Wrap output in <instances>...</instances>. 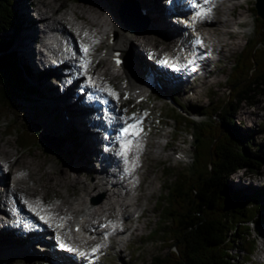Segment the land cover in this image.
<instances>
[{
    "label": "bare ground",
    "instance_id": "6f19581e",
    "mask_svg": "<svg viewBox=\"0 0 264 264\" xmlns=\"http://www.w3.org/2000/svg\"><path fill=\"white\" fill-rule=\"evenodd\" d=\"M57 1L58 0H19L18 2V13L22 17V22L19 24L20 29L18 35L15 39L13 38L12 44L16 47L15 52H17L18 64L21 66L22 73L24 72L25 76L27 75L26 78L28 76H33L35 75L34 73H39V68L47 61L48 55L44 52L47 46L44 40L47 28H56L60 26L61 30L71 37L72 41L75 43L74 48L78 49V51H80L81 48L78 46L77 37L80 36L86 39L87 41L84 45H90V50L86 54L84 53L81 67L88 65L87 67L90 68L89 73L92 78L89 83L97 87V90L102 89L103 91H110V89L113 88L114 90H121L132 94L128 101L122 100L121 98H112V100H110L114 118L118 123H122V125L128 124L127 122H130L136 117L140 119L139 116L141 115L139 114H134L131 117L130 114L127 115L125 113V105L127 102H131L134 96L141 98L146 89L154 87V83L158 82L156 78L162 81V87L159 88L157 86L155 88L161 94L165 93V95H167L169 91L173 92L172 86H174L175 90L177 88L179 92L188 87L191 89L193 88L195 90L194 97L197 96L199 91L206 89L210 85L209 78L200 80L196 86H188L192 81L195 84L197 80L194 76L201 71L208 70L209 66L208 52L209 48L213 45L209 43L210 40L207 38L206 32L201 29V23L208 20L209 23L214 25V34L211 41H216L217 45L218 35H216V33L219 31V28H217L216 25L220 27L221 24L226 25V23L232 20V16H228L226 19H224V17L215 19L209 17L208 9L206 8H211L212 12H214L213 8H217V4L221 5V0H212L211 3H205V0H194L198 3V10L207 12L206 16L200 17V21L195 23L193 20L183 17L185 14L179 9L177 3H175L174 6L168 7L166 0H119L120 11L118 13L111 11L110 16L112 15V17H106L107 9L109 7L110 9L116 7L111 0H105V3H107L106 6L103 7L97 6L96 1L91 0V3L79 4L77 7L66 8L65 10H62V6L65 4L59 6L55 5ZM247 3L248 1L243 4L240 3V6H244ZM228 6H226L228 9L237 8ZM222 9H224L223 11L226 10L224 7H222ZM235 9L234 12H232L233 16ZM60 12L62 13L60 14ZM175 16L179 18L174 19ZM247 18L248 15L242 16L239 23L238 21L233 22L231 27L232 32L239 34L240 32L235 28L237 25L242 27V25L246 23ZM39 19L43 22V29L40 26ZM69 25H72V27ZM74 27L78 30L75 35L72 33L75 30ZM195 30L201 34L203 40L202 44L198 45L196 48L193 46L191 39ZM105 31L108 33L106 40L114 37L113 42L111 45L107 44L103 48V53L99 55V58L91 59L93 44L99 46L101 43H105ZM129 31L132 32L130 36L127 34ZM146 31H148V33H143ZM85 33H87V35H85ZM91 36H95L99 38V40L94 43L89 39ZM153 37H159L160 40L154 39ZM135 38H137L142 45H145L147 51L145 57L143 53L141 55L138 53V50L132 47L130 42L134 41ZM165 41L169 43L168 47L171 48V53L161 57V61L157 64V57L160 56L159 54L164 50L162 49L164 48L162 47V43ZM39 44H41V48L38 47ZM151 44L155 46H153V48L149 47ZM227 46L230 47V44ZM168 47L166 46L165 49H168ZM221 48L222 45H218L215 49L217 50L216 52L223 53ZM118 50L123 51L122 56L125 59L122 64L123 73H115L112 70V52ZM153 51L156 52L153 53ZM171 56L175 58V62L178 61L180 63L178 68L170 69L168 65L163 64V59L165 57L170 58ZM185 56L191 57V59L188 61L183 60ZM83 60H85L86 63H83ZM136 63L141 66L143 65V70L138 71ZM64 64L67 66L68 70L71 69L69 64ZM104 67H106L105 70H103ZM47 70L48 72L46 73L48 74L41 78L40 81L37 77L35 79L32 77L29 78L33 84V88H37L38 90L39 98H41L40 102L44 104L42 107L43 111L46 110V108L51 109V113L48 112L41 116L39 122L45 127V130L54 134L53 140L57 142L56 144H59V149L62 148L64 143L59 136L62 137L66 135L67 137H72L73 135L68 134L73 127L75 129V138L72 137L74 140H72V143L69 144V148H67L69 153L73 154L72 158L80 168L79 172H84L85 167H88V172L96 170V174H94L89 182H86L88 186L79 193L78 199L74 200L72 206L68 203L69 201H66L64 204L62 199H59L55 203L51 202L50 206L53 215L58 217L52 224L56 226V233H58L57 238L61 237L66 239L65 242L69 244L75 242L79 245V250L77 251V255L75 252L63 251L57 247V241L55 242L56 246H53L52 241L55 238L48 240L47 236L43 234L31 233L27 236L21 235L18 229L9 224H5L2 217H0V224H4L3 227H0V255L3 256L0 258L3 259L1 264H9L8 262L14 260L13 258L22 253L32 254V256L37 255L34 250L36 243L45 245L39 247L48 251L47 254L49 256L46 258L49 261L51 260V264L84 263L86 258L82 250L92 245L96 246L95 253L100 255L101 252L104 251L108 241L112 240L116 235L122 237V233L128 230L130 234H134V232L143 228L141 227L143 225H141V219L146 213L145 203L139 205L134 214L129 208H131L132 205L134 206L137 200H139L138 198L142 196L144 192L143 180L147 181L145 185L149 188L155 185V181L150 180L147 175L148 172L151 171L147 169L143 170L144 160L146 161L144 153L146 149L145 145H148L147 141L143 138H137V142L133 143L132 140L135 138V135H133L132 132L135 130L129 125L130 134L124 138V147L121 149L122 154L120 155L118 153L120 149H117L118 152H109L108 154L102 153L100 132L93 128L103 123L101 118L94 117L96 108L82 102L80 95H78L76 99H73L77 93V89L74 86L60 91L58 87L63 83L64 79L69 77V71L60 66L52 69L50 65ZM111 74L115 75L114 77L116 78L121 76L124 80L125 87L118 89L113 86L109 77ZM141 75H143L142 78ZM53 79H56V81H52ZM137 81H140V84H137ZM144 85L149 86L146 87ZM185 86L188 87L185 88ZM136 89H141L140 93H136ZM185 98H190L186 91L183 92V99ZM246 113L247 111H245L243 115ZM38 114L39 112H35L33 115L36 116ZM53 115L57 116L56 123L52 122ZM139 121L141 122V120ZM126 144L127 148L125 147ZM170 145L171 141H168L167 145L164 146L168 147ZM162 149V145L158 144L156 153H161ZM94 151H96L98 158L94 157ZM12 154H14V151L10 150L7 152L5 148H0V212L2 213H5L7 209L6 205L9 195L16 197L21 203L23 199L31 200L34 203H38L37 201L46 202L47 200V195L42 198L34 197L36 191L34 187H36L37 183L24 171H15L16 173L13 177V181L7 183L5 174L8 173V171H12L16 164L17 154L12 156L15 160H12ZM101 157L105 158L106 162L111 165L118 163V166L123 169V175L127 177L121 178L120 174L116 175L114 170L111 171L105 166V163H101ZM127 162L131 163V165ZM141 170L143 171L141 172ZM69 171V168L65 169L62 177L57 179L58 184L66 183L68 185L77 186L80 182L85 183L86 180L81 177L79 172L76 179H70ZM11 173L13 174V172ZM114 177L117 179L112 186H109V180ZM157 178L156 176L155 180H157ZM2 193L3 196H1ZM99 194L101 196H99ZM148 196L146 197L149 199ZM116 205H118L119 208H117V214L112 217L111 213ZM102 216H104V220L101 219ZM75 217L78 219V222H73L72 226L75 224L79 225L81 230L77 233L79 235L77 238H71L69 236L71 231H67L68 223ZM129 219H132V221L135 219L138 224L133 227L128 226ZM102 222L106 224V229L100 227ZM57 223H60L64 227L61 228ZM262 226L264 227V225ZM112 228L115 229V232L109 231ZM87 230L91 232L90 236H86V238H84L85 236L82 237ZM107 231L110 232V237L105 238V233ZM262 235L264 237V231ZM129 238L130 237H126L120 241L118 247L119 252L123 251L127 246ZM259 251L261 254L260 256H264L263 241L260 242Z\"/></svg>",
    "mask_w": 264,
    "mask_h": 264
},
{
    "label": "rangeland",
    "instance_id": "374dc122",
    "mask_svg": "<svg viewBox=\"0 0 264 264\" xmlns=\"http://www.w3.org/2000/svg\"><path fill=\"white\" fill-rule=\"evenodd\" d=\"M94 1H96V5L99 7L106 6L107 3H105V0ZM111 1H113L112 3L116 7L112 9H110L109 7L106 11V17H112V15L110 16L111 11H115L116 13L120 11L119 0ZM221 1V5L217 4V8H213L214 12H212L211 8H206L208 9L209 17L213 19L224 17V19H226L228 18V16H232V20L226 23V25L221 24L220 27L216 25V27L219 28V31L216 33V35H218L217 45L216 41H211L214 34V25L212 23H209L208 20H205L201 23V29L206 32V36L210 40L209 43H212L213 45L209 48L208 52L209 66L208 70L201 71L197 73L196 76H194V78H196L197 80L195 84L192 81V83H190L188 86H196L200 80H204L205 78H209L210 85L206 89H203L204 91H199L196 97H194L195 90L193 88L191 89L190 87L185 86V88H188L179 92L177 88L175 90L174 86H172L173 92L169 91L167 95H170L171 98L175 100V103L169 104L170 102H166L167 95H165V93L161 94L155 88L157 86L162 87V81L156 78L158 82L154 83V87H152L151 89H146V91L142 94L141 98H137L136 96H134L131 102H127L125 105V113L127 115L130 114V117L134 114L141 115L139 116L140 119L136 117L133 119V121L131 120L129 122L137 126V128L134 130L138 131L139 133L138 135H135V138H133L132 142L136 143L137 138H143L145 141H147L148 145H145L146 149L144 153L146 161L144 160L145 163L143 170L147 169L148 171H151L148 172L147 175L150 180L155 181V185L152 186L153 188H149L147 185H145L147 181L143 180V185L145 189L143 188L144 192H142L144 194L142 193V196L138 198L139 200H137L135 204L136 206L132 205L133 207L131 206V208H129V210L134 214L136 212L137 207L145 203L144 205L146 206V213L145 216H143L141 219V225L143 224L141 227L143 228L141 230H137L136 232H134V234L131 233V235L129 234L130 231L128 230V232L125 235H122V237L116 235L112 240H109L108 244L105 246L104 251H102L101 254L98 255L97 261L93 264H151L152 260L157 255L164 256L170 249H175L174 245L169 248V245L166 244V241L164 240V234L165 230H167V224L164 222L162 213L160 209H157L156 205L157 202L160 201L164 207H167L166 196L168 191L166 190V186L170 184L172 180H174V174L181 173V175L184 176L187 175V173L191 169L195 155L194 145L196 144L197 138L195 126L200 125L202 120L206 119V116L201 114V112L206 110L209 111L208 114L210 115L214 111L218 110V115L214 116L216 119L215 121H219L221 116L230 123L231 128H233V131L236 136H240L241 138L244 137V143L246 144L248 151L251 154V160L254 162L253 168L246 170L241 169L232 174L227 181V187L233 189V191H238L247 195H252L257 192L258 198L255 200L259 199L261 201V204L263 206L262 209L264 210V84L249 92V97L242 100H232V88L230 86L233 71L235 68L234 63L236 59L243 52V49H245V47H248L256 39L255 29L257 28V24L259 23L256 19L257 14L254 12L253 9L255 7L256 0ZM246 1H248L246 5L240 6V3L243 4ZM18 2L19 0H14V3H12L15 10V15L17 17V21L14 22V27L8 28L1 34L5 37L9 36V39L11 38V40L12 38L15 39V37H17L20 29L19 24L22 22V17L18 13ZM91 2V0H58L56 2L57 4L55 5L59 6L61 4H65L62 6V10H65L66 8L77 7L79 4L83 5V3L86 4ZM226 6L237 7L236 9L234 8V16L232 13L234 12V9H228ZM222 7H224L225 9L227 8V11H223L224 9H222ZM61 13L62 12H60V14ZM205 13L206 16L207 12ZM247 15L248 21L246 25H242H245L244 28L240 29V31L245 32V34L233 33L231 29L233 22L238 21L239 23V21H241L242 19V16ZM39 21L40 26L43 29V22L40 19ZM69 26L72 27V25ZM74 28L75 30L72 33L75 35V33H77L76 31L78 30H76V27ZM131 33L132 32L129 31V33L127 34L130 36ZM143 33H148V31ZM107 36L108 33L105 31V43H101V45L99 46H95V44H93V50L91 51V59H97L99 58V55L103 53V48L108 43V40H106ZM153 38L160 40L159 37ZM89 39L94 43L99 40V38L95 36H91ZM130 43L133 48L138 50V53H140L141 55L143 53L144 57L147 55L145 45H142L137 38H135L134 41H131ZM220 44L222 45L221 51H223V53L216 52L217 50H215L216 47ZM228 44H230V47L227 46ZM168 45L169 43L166 41L162 43V47H164L162 49L164 50L161 52V54H159L160 56L157 57V64L159 61H161V57H163L165 54L167 55L171 53V48L168 47ZM153 46L155 45L151 44L149 47L153 48ZM166 46L168 47V49H165ZM38 47L41 48V44H39ZM80 47H82L81 42H79V48ZM10 48L14 52L16 59V47H14V45L12 44ZM154 52L156 51H153V53ZM136 65L138 68L136 69L138 71L143 70V65L141 66L137 63ZM106 67H104L103 70H105ZM63 69H66L68 71L67 67H63ZM46 72H48V70H44L42 73L41 68H39V73H34L35 75L28 76L27 78V75L25 76L23 72V76H25V81H23V85L20 86V88L18 89V96L14 101L15 106H12V108L8 110V107L4 103L0 104V148H5L7 152L12 150L14 151L15 155L17 154L15 168L12 171H8V173L5 174V178L7 183H11L17 171H24L28 173L29 176L34 179V181L37 183L36 187H34L36 189L34 197L42 198L43 196L47 195V199L50 202L55 203L59 199H62L64 204L66 201H69L68 203L70 204V206H72L74 200L78 199L79 193L86 186H88V183L86 182H89V180L93 178L94 174H96V170L92 171V174V172H88V167H85L84 172H79L80 168L74 162L72 158L73 154L69 153L68 151L69 144L72 143V140H74L73 138H75V129L73 127L71 128L72 130L70 129L73 134V138L71 136L67 137L66 135H63L62 137L59 136L64 141L62 148L59 149V144H56L57 142L53 140L54 134L50 133V131L48 130H45V127L39 122L41 116L50 112L51 109L46 108V110L43 111L42 107L44 104L40 102L41 98H39L37 88L30 90V87L33 84L31 83L29 78L32 77L35 79L37 77V79L40 81L41 78L45 77V75L48 74ZM113 72L123 73V69H118L117 71ZM112 75L113 74H111V76L109 77L113 86L117 87L118 89L125 87L124 80L121 76L118 75L119 77L116 78L114 77L115 75ZM142 77L143 75H141V78ZM138 83L140 84V81H137V84ZM144 86L148 87L149 85ZM244 87L245 85L241 86V88ZM139 90L141 89H136V93H138ZM184 91L187 92V95L190 97L189 99H183ZM125 97L126 95H122L121 99L125 100ZM220 104H224L223 109L218 107V105ZM4 106H6V112L4 111ZM175 111L179 112L180 115H183L184 117L188 118V120H192L194 124L193 128L189 127V123H187V125L183 123V121L179 123V119L172 115V113ZM245 111H247V113L243 115ZM35 112H39V114L36 115L37 118L33 115L35 114ZM52 117V122L56 123L57 116L53 115ZM139 120H141V122ZM11 124L13 129H11L12 132L11 134H9V125ZM26 128H29L27 130V133L34 132L38 136V139H36L37 142H31V144L27 145V147L21 148V146L18 144L19 140L15 137L14 134ZM238 138L239 137H237V139L235 138V140L239 141ZM166 141H171V145L168 147L164 146L163 144ZM156 144L162 145L163 147L161 153L159 154L156 153ZM176 148L180 149L181 151H184L186 155L184 161H179L173 155V149ZM14 154L11 155L12 160H15V158L12 157L14 156ZM93 154L94 157L98 158V156L96 155V151H94ZM66 168L70 169V179H76V176L79 172L81 177L86 180L85 183L80 182L77 186L68 185L66 183L58 184L57 179L59 177H62L63 172ZM143 170H141V172ZM11 172H13V174ZM156 176L158 177L157 180H155ZM1 196H3V193L1 194ZM99 196L101 195L99 194ZM146 196H148L149 199ZM117 206L118 205L113 208V211L111 213L112 217L117 214V208H119V206ZM1 214L2 212H0V215ZM101 219L104 220V216H102ZM137 224L138 222L135 219H133V221L132 219H129L128 221V226L130 227H133ZM69 226L70 227L68 229L71 230L72 222L69 223ZM256 228L260 229L263 234L264 227L260 226V224L258 225L252 222L251 227L248 230L250 233V237L253 238L257 236ZM159 229H161V231H159ZM242 231L246 232V229L243 225H240V227H238V232H240L239 238L241 241L244 238V235L241 233ZM259 235L260 234L258 233L257 239L259 241V246L256 245V251L250 257L251 261L246 264H257L259 259H261L262 257L260 256L261 254L259 253V249H257V247L260 248L261 242L259 239ZM126 237H130V240L128 239V247L126 246L123 251L119 252L118 247L120 241H122L123 238ZM235 238H238V236H236ZM244 241L241 242V244L235 241V250H232L233 254H240V259H244L245 255V251L240 249V246L242 244L245 246ZM55 242L56 240L54 239L52 241L53 246H56ZM35 245L36 246L34 250L36 251L37 255L32 256V254L22 253L19 256L13 258L14 260H11L8 263L49 264L50 262L46 258L49 256L47 254L48 251L44 250L43 248H40L41 246L43 247L45 245H39L37 243ZM2 257L3 256L0 255V258ZM1 262H3V259H0V264ZM79 264L87 263L84 262Z\"/></svg>",
    "mask_w": 264,
    "mask_h": 264
},
{
    "label": "trees",
    "instance_id": "16d2710c",
    "mask_svg": "<svg viewBox=\"0 0 264 264\" xmlns=\"http://www.w3.org/2000/svg\"><path fill=\"white\" fill-rule=\"evenodd\" d=\"M12 3L14 0H0V104L4 103L8 110L15 106L18 89L25 81L10 48L13 38L1 35L17 21ZM253 9L259 22L256 39L235 61L230 85L232 100L246 99L249 92L264 84V18L258 16L256 7ZM242 85L245 87L241 88ZM218 107L223 109L224 104ZM208 112H201L206 119L195 126L197 138L191 169L184 176L174 174V180L166 186L167 207L160 201L156 205L167 224L164 240L169 248L174 245L175 249L164 256L157 255L151 264H244V260L252 256L255 239L248 230L255 220H264L263 206L259 199L255 200L257 192L247 195L233 191L227 187V181L236 171L253 168L254 162L244 137L236 136L230 123L221 116L215 121L218 110L211 113L212 116ZM172 115L179 123H189L193 128L192 120L176 111ZM11 129L12 124L9 134ZM28 129L14 134L21 148L37 142L38 136L34 132L27 133ZM237 137L239 141L235 140ZM240 225L246 229L241 232L242 241L238 232ZM235 241L239 244L244 241L245 246H240L245 251L244 259H240V254H233Z\"/></svg>",
    "mask_w": 264,
    "mask_h": 264
},
{
    "label": "snow or ice",
    "instance_id": "6c2138e0",
    "mask_svg": "<svg viewBox=\"0 0 264 264\" xmlns=\"http://www.w3.org/2000/svg\"><path fill=\"white\" fill-rule=\"evenodd\" d=\"M211 2H212V0H205V3H211ZM205 14H206V13H205L204 11H200V12H197V13H196V16L202 18ZM194 19H195V17H194ZM85 35H87V33H85ZM196 43L202 44V41L198 39V40L196 41ZM87 51H88V49L85 47V49H84L85 54L87 53ZM165 62L167 63V61H165ZM112 95H116V93L113 92ZM136 128H137L136 125H133V126H132V129H136ZM129 131H130V129H129L128 127H125V128L122 130V134L126 136V135H128ZM132 134H133V135H138L139 133H138V131H133ZM125 147L127 148V144H126ZM41 218L43 219V217H41ZM65 247H66V245H65ZM73 251H75V249H73Z\"/></svg>",
    "mask_w": 264,
    "mask_h": 264
},
{
    "label": "water",
    "instance_id": "95a60500",
    "mask_svg": "<svg viewBox=\"0 0 264 264\" xmlns=\"http://www.w3.org/2000/svg\"><path fill=\"white\" fill-rule=\"evenodd\" d=\"M255 7L257 9L258 16L264 18V0H256Z\"/></svg>",
    "mask_w": 264,
    "mask_h": 264
}]
</instances>
